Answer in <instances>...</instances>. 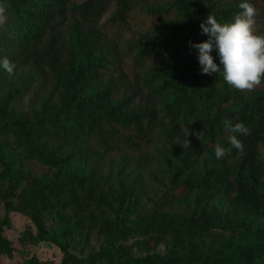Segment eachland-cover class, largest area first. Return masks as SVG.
I'll return each mask as SVG.
<instances>
[{"label":"trees","instance_id":"1","mask_svg":"<svg viewBox=\"0 0 264 264\" xmlns=\"http://www.w3.org/2000/svg\"><path fill=\"white\" fill-rule=\"evenodd\" d=\"M241 2L0 0V59L15 66L0 70V264L11 214L33 223L23 245L51 243L62 264H264V82L234 90L189 48ZM225 120L250 134L216 159ZM163 184L178 212L133 218ZM117 204L125 217L97 221ZM84 229L110 238L88 258L72 253Z\"/></svg>","mask_w":264,"mask_h":264},{"label":"clouds","instance_id":"2","mask_svg":"<svg viewBox=\"0 0 264 264\" xmlns=\"http://www.w3.org/2000/svg\"><path fill=\"white\" fill-rule=\"evenodd\" d=\"M239 8L241 11L231 22L221 23L213 15H208L200 25L207 40L199 43L189 41V48L196 55L201 74L212 76L218 73L232 89L251 92L264 82V35L256 31V8L248 0H242ZM3 22L0 13V23ZM14 67L7 58L0 59V70L11 75ZM223 123L230 133L227 139L229 146H216V159L225 157L233 149L243 152L244 145L239 137L250 134L241 122L233 124L225 120ZM189 146L188 141L183 147Z\"/></svg>","mask_w":264,"mask_h":264},{"label":"rangeland","instance_id":"3","mask_svg":"<svg viewBox=\"0 0 264 264\" xmlns=\"http://www.w3.org/2000/svg\"><path fill=\"white\" fill-rule=\"evenodd\" d=\"M77 2H84L86 0H76ZM223 2L231 0H220ZM114 12L111 9L108 14L104 17L105 22ZM146 29L136 27L132 32L124 34L122 40V48L127 42L135 40L139 35L143 34ZM256 31L257 34L264 35V1H260L259 10L256 16ZM129 64V59H126ZM168 186L163 185H152L146 190L143 198V202L138 213L134 215L133 218H142L153 213L174 211L178 212V208L168 205L166 200V195L168 193ZM119 205L115 206V209L109 212L107 216L99 217L97 220L101 222H109L114 224L118 220V212L121 213L122 217L126 215V208L122 211H117ZM2 214L4 212L2 211ZM11 227L5 230L6 238L12 243L14 253L12 257H3L1 259V264H26L28 260L36 258L42 262L50 261L53 264H62L64 255L62 251L51 243H40L39 245H23L21 241V236L28 226H33V223L26 216L21 214H11ZM110 238L101 230H82L77 235V240L72 248V253L80 258H88L93 252H97L102 245L108 244ZM132 241L129 242V244ZM164 248L161 247L159 252H163ZM138 254V252H136ZM105 264V263H100Z\"/></svg>","mask_w":264,"mask_h":264}]
</instances>
